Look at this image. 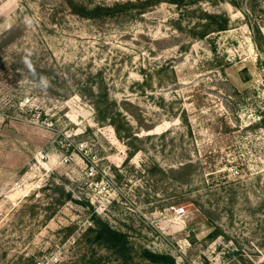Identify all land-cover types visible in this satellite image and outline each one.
Returning <instances> with one entry per match:
<instances>
[{"label": "rangeland", "instance_id": "obj_1", "mask_svg": "<svg viewBox=\"0 0 264 264\" xmlns=\"http://www.w3.org/2000/svg\"><path fill=\"white\" fill-rule=\"evenodd\" d=\"M116 1L0 0V264L264 262V0L72 7ZM207 12L228 28L194 36Z\"/></svg>", "mask_w": 264, "mask_h": 264}, {"label": "trees", "instance_id": "obj_2", "mask_svg": "<svg viewBox=\"0 0 264 264\" xmlns=\"http://www.w3.org/2000/svg\"><path fill=\"white\" fill-rule=\"evenodd\" d=\"M166 0H127L116 1L112 4H97L95 6H88L76 4L72 2V7L78 14L87 18L95 17H121V16H135L143 14L150 6L159 4ZM176 3L184 2L183 0H172ZM207 22L204 23V28L201 30H194L192 34L198 37H204L213 31L224 30L228 28L230 17H225L217 13H206ZM218 24L216 29H212L211 25ZM260 30H258L259 32ZM92 102L96 109L97 119L99 123L115 124L119 121L127 120L128 116L120 107L118 101L111 97L108 93H100L92 91ZM260 125L264 127V117L261 119ZM261 175H258L260 179ZM264 191V183L262 185ZM264 208V203L262 204ZM121 231L115 229L108 221H101L100 227L97 229L96 240L100 243H105L110 248L117 250L126 247V239H122ZM132 264H177L174 256L168 253L155 252L144 248L142 250V261H137ZM264 264V262L260 263Z\"/></svg>", "mask_w": 264, "mask_h": 264}, {"label": "built area", "instance_id": "obj_3", "mask_svg": "<svg viewBox=\"0 0 264 264\" xmlns=\"http://www.w3.org/2000/svg\"><path fill=\"white\" fill-rule=\"evenodd\" d=\"M39 154H40L39 160L45 158V155H44L43 152H40ZM65 160L68 161V158L66 157ZM177 212H179V213H183V212H185V208H184V207H178V208H177Z\"/></svg>", "mask_w": 264, "mask_h": 264}]
</instances>
